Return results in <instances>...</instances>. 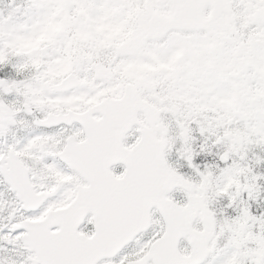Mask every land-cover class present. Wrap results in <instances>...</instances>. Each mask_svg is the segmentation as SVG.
I'll return each mask as SVG.
<instances>
[{
	"label": "snow or ice",
	"instance_id": "snow-or-ice-1",
	"mask_svg": "<svg viewBox=\"0 0 264 264\" xmlns=\"http://www.w3.org/2000/svg\"><path fill=\"white\" fill-rule=\"evenodd\" d=\"M0 264H264V0H0Z\"/></svg>",
	"mask_w": 264,
	"mask_h": 264
},
{
	"label": "rangeland",
	"instance_id": "rangeland-1",
	"mask_svg": "<svg viewBox=\"0 0 264 264\" xmlns=\"http://www.w3.org/2000/svg\"><path fill=\"white\" fill-rule=\"evenodd\" d=\"M20 47H27V44L25 42H19Z\"/></svg>",
	"mask_w": 264,
	"mask_h": 264
}]
</instances>
